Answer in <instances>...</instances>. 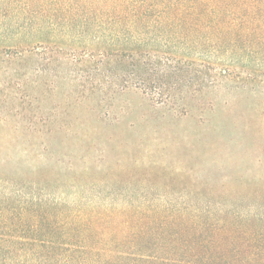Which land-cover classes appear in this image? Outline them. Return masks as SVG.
I'll return each instance as SVG.
<instances>
[{
    "label": "rangeland",
    "instance_id": "obj_1",
    "mask_svg": "<svg viewBox=\"0 0 264 264\" xmlns=\"http://www.w3.org/2000/svg\"><path fill=\"white\" fill-rule=\"evenodd\" d=\"M146 1L0 0V264H264V14Z\"/></svg>",
    "mask_w": 264,
    "mask_h": 264
},
{
    "label": "trees",
    "instance_id": "obj_2",
    "mask_svg": "<svg viewBox=\"0 0 264 264\" xmlns=\"http://www.w3.org/2000/svg\"><path fill=\"white\" fill-rule=\"evenodd\" d=\"M141 1H145V0H141ZM260 1H264V0H210V1L201 0V1H198V3L192 4L193 7H191L192 11L190 13H189L190 7L189 9L183 7L187 3L185 0L177 1L176 3H165V5L163 3L159 7H158L159 5L158 3L150 4L151 2L146 1L147 5L142 4V3H137V5L133 8L127 4L129 6V10L126 14L136 13V15L139 16L137 20L131 21L133 24H135V26L132 29L134 31L137 30V27L139 25L141 26L145 25V19H144L145 16L155 11L154 9L156 7L159 8V11H155L154 15L156 14L157 16H161L165 14L162 21L158 22L161 25L170 26L171 20L176 17H187L188 18V19H181L182 21L192 19L195 21V25L209 24L211 23V21L219 24L221 20L224 21V20L231 18L232 16L231 13L232 14L244 13L245 16H252V15H259L260 14L259 11H262L261 13L264 14V8H261V10H258V9L247 10L249 8L247 6L249 3L254 2L257 4L256 6H258V3ZM197 4H199L198 7H195ZM103 5L104 6H102L101 8L95 10V15L98 13L101 15H105V14L109 15L111 16V18L115 20H120L119 23H123L124 26H127L128 22L123 21V18H122L124 15L121 16L122 11H123V5H121V3H118L115 1V3L111 4V6L109 7L106 6V4L104 3ZM199 14L206 15L205 22L200 21L201 18H198V17H201V16H198ZM167 17H168V21L164 22L165 18ZM244 19L247 24H252L254 22L259 23V24H264L263 19L257 20V21L251 20V19H254L252 17L250 19H247L246 17H244ZM200 28H201V25H200ZM263 31H264V28H263ZM104 48H108V47H104ZM121 50L111 53V55H108V57H106L107 56L106 55L105 57L107 59L108 58L113 59L116 63H124L126 60L129 59L127 57L130 55H128L124 51L125 49H121ZM104 51L107 52L106 49H104ZM138 69H140V67H138ZM138 69H136V71L133 70L130 73L131 74H136L137 72L139 73ZM123 77H124V73H122L121 79H123ZM141 80L144 82V84H147L145 83L146 82L145 79H141Z\"/></svg>",
    "mask_w": 264,
    "mask_h": 264
}]
</instances>
